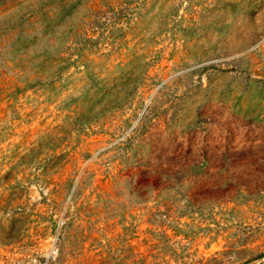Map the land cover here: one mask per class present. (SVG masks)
I'll return each instance as SVG.
<instances>
[{"label": "rangeland", "instance_id": "374dc122", "mask_svg": "<svg viewBox=\"0 0 264 264\" xmlns=\"http://www.w3.org/2000/svg\"><path fill=\"white\" fill-rule=\"evenodd\" d=\"M0 264H264V0H0Z\"/></svg>", "mask_w": 264, "mask_h": 264}, {"label": "crops", "instance_id": "0c3cea01", "mask_svg": "<svg viewBox=\"0 0 264 264\" xmlns=\"http://www.w3.org/2000/svg\"><path fill=\"white\" fill-rule=\"evenodd\" d=\"M243 119L240 117V115H235L234 123H241Z\"/></svg>", "mask_w": 264, "mask_h": 264}]
</instances>
